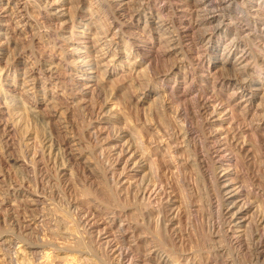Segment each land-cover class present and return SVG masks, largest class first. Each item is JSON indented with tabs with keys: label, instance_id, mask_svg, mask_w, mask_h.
Here are the masks:
<instances>
[{
	"label": "rangeland",
	"instance_id": "1",
	"mask_svg": "<svg viewBox=\"0 0 264 264\" xmlns=\"http://www.w3.org/2000/svg\"><path fill=\"white\" fill-rule=\"evenodd\" d=\"M6 1L7 0H0V8L4 6ZM39 1L43 2L44 0ZM39 1L15 0V3L17 2L20 7H24L27 3L28 6L26 5V13H33L32 15L34 16V13L37 12L38 8L43 7V3L41 5ZM129 1L130 0H84L85 3H83V8L80 9L79 7L81 5H79V0H62V2L57 5V12L55 11L48 14H44L45 12H43V8H40L37 13H43L37 19L40 26L37 27L38 30L36 31H38V33L36 32V34H38L37 38L41 40L36 39L34 46H32L33 48L30 47L27 49L28 51L23 53L20 49L17 50L21 53L17 51L16 53H13L14 51L12 52V50H8L5 45L1 44L4 42L5 33L8 34L6 31L7 19L1 18L0 30H2V34H0V66L3 67L8 58H13L14 56H16V62H19L20 66L22 65L21 67H24V64H26L27 61L29 63L31 62L30 58H28L30 57L31 50L34 49L36 52L40 50L45 51L44 47L49 48V45H52L51 40H48L49 37H46L45 34L48 33V35L55 39V35H53L55 34L54 31H58L65 37L60 39V44L65 45L66 60L61 61V55H58L56 61L61 63V68L64 69L66 68L67 63L71 60L70 50L75 46L79 47L81 48L79 55L82 56L85 53V50L87 51L86 47L92 49L93 34L98 31L101 32L102 28L99 30V26H103L104 23H107L108 21H106V17L111 18L114 13L115 16L126 25L123 34L118 40L125 39V41L138 43L141 53L144 54L137 61V58L133 56L130 58H123L124 55L118 52V55L116 56L117 58H115L113 63L108 67H102L108 74L106 75V81L100 84L96 79L75 77V71L78 69L87 70L89 66L86 64L82 65L83 63L78 58L79 55H74V58H78L79 63H77V65H71V68L74 69V71L72 73L69 72V74L74 76L72 81L78 83V86L75 88L76 91L71 96L68 106L66 105L63 107L62 112H64L65 115L61 118V115L59 116V114H56V116L54 114V109L52 110L51 106H49V100L45 101L44 94L38 92L35 97L32 92L25 93L23 91V70H19L15 75L13 69L10 74H6V77L1 79L0 109L4 113L2 114V112H0V119H2L1 121L3 124L4 122H8V125H10L11 128L9 131H4L2 128V130L0 129V148H2L0 149V243L4 242L7 238V240H9L18 237H13V234L17 232L13 230L15 228L13 224H16L17 220L23 219L26 215L24 210L27 206L30 207L29 210H35L36 213H32V216L35 215L43 221V228L41 229L42 234L39 232L41 235L40 237L45 238V236H47L46 234L49 233V239L51 237V239L54 238L53 241L55 243H58L60 247L65 248L64 252L58 251L56 256L53 252L54 254L49 256L50 258L52 256V260L48 259V257L41 259L39 256H34L33 258V255H31L33 260L32 262L30 261V264H113L112 257L106 250H104L105 248H103V246L101 247L98 244L96 238L97 235L95 236L96 233L93 234L89 228H85V225H83L85 221L83 218L87 215H94L93 217H96L94 219H96V221L98 220V224H101L100 226L103 228L104 225L101 220L106 218L105 214L107 215L113 210H116L118 213H121V216L123 215L121 219L124 221L123 223L129 227L130 234L128 232V236H133L131 238V245L135 244V240H139L138 234L141 230L139 231L138 222L140 221L142 207L133 195L134 192L129 191L127 185L123 187L119 186V189H116L117 185L113 183L112 176L109 174L108 169H106L107 160L104 159L103 152H108L114 147H117V149H115L119 150L124 146V142L128 140L131 141L134 146L137 145L138 148L137 134L140 128L138 127L139 124H148L149 121H151V123H159L161 120L171 122L177 117L176 114L179 111L188 113L193 106L194 99L198 96L200 91H203V89L205 92L209 90L208 94H211L210 91L212 94H220L222 100L226 101L230 97V94L234 92L236 85L235 80L246 79V89L248 92L247 98L248 96L250 97V102L248 101V108L250 110L249 118L251 119V122L253 120V124L260 126V128H257L258 136L256 140H263L264 138V123L261 122L259 118L256 117V119L254 116L256 107L260 105L262 100L264 101V33L263 31L261 32V28L263 27L262 29H264V0H226L225 2L224 0H209L206 3L205 0H201L202 3L200 0H187L188 3L186 0H131L130 5L133 7L130 10L136 11L137 9L138 13H141L140 23L131 20V12L127 11L122 13L121 10L124 8L128 9ZM216 2L221 3L217 4ZM146 3H149L148 6H146ZM75 5L79 7L77 8ZM91 5L93 6L92 11L97 14L93 13L90 16ZM69 6H74L76 8V10L73 9V13H77L76 23H74L75 27H72L69 20L70 12L67 11ZM217 7L220 8L218 9ZM223 7L224 9H222ZM184 9H187L186 11L190 10L188 11L189 13L186 11L184 12ZM202 10L205 14L202 13ZM208 13H218L220 16L217 22H222L224 26L215 30L214 26L218 24L217 22L201 26V24L208 19ZM192 14L196 15L192 16ZM185 15L187 16L185 17ZM223 16L225 18H223ZM158 17H160V20ZM89 18H91V22H89ZM163 18L164 20H167L164 21ZM181 20L187 23H192L194 21L193 23L199 25V30L195 28L190 32L189 38H183L185 41L184 45H186L183 49L177 48L167 56L164 54V44L159 45V42L162 39V42L165 43V40L167 42V39L169 40L172 35H177L178 30L182 27L180 26ZM158 21L164 22V24L168 25L170 29L166 32L159 30L158 28L161 23H158ZM146 22L151 25V28L145 31L143 30V27ZM209 25L211 30L207 31ZM237 25L246 26L243 27L246 36L242 37V35H239L240 33L235 29L238 27ZM258 26L261 28L259 29ZM249 30H252V32ZM209 32L213 34L214 38L211 43L212 45L210 46V51H207V54L205 55V53H203L204 49L201 47L202 45H197V41L205 33ZM40 33L43 35L40 36ZM29 35L30 30L17 36L20 39H23L21 43L25 44V40ZM44 39H46V41ZM234 39L238 42V46L236 45V47H238L237 49H239V51L236 50L237 52L234 53L233 57L227 61L223 55V48L226 43H231ZM175 43H172L171 45ZM241 43L243 44L241 45ZM159 46L161 48L163 47V50L159 48ZM123 47L124 43L119 42L118 49L121 52L124 49ZM242 48L245 51L247 50L246 53L249 55L247 61L250 62H246L248 66H250L245 73L241 71L242 66H237L236 64L235 67L234 64L235 59L242 55V52L244 51ZM47 52L49 53L50 51L47 50ZM199 53L205 55L204 65H197V61H195L198 57L197 54ZM134 62L136 63L134 64ZM131 65H133L134 68L136 66V70L132 75H129ZM88 71L94 72L93 69H88ZM161 73L172 74V79L168 81L163 80L162 76L164 75ZM67 79L70 80L71 78ZM220 80L225 81L226 85L222 87L219 86L216 90L213 89L217 85L216 82H220ZM40 86H42V84H40ZM138 89H141L139 93ZM54 90L55 88L50 85L48 94L51 96ZM38 91H40V89H38ZM142 94L147 95L145 106L140 111L135 112L131 109L133 107V104L131 103L138 102L142 97ZM184 94L187 96L183 97ZM171 98L174 104H169L170 106L168 105L166 109L165 105L167 104H164V102L165 100L169 102ZM27 104L31 107L29 109L30 111L33 109V113L27 111L28 109L25 107ZM104 104L108 105L109 108L103 115L98 116L96 112H98V109L100 108L99 105L103 106ZM241 104V106L236 107L235 109L236 115L234 116L236 117L243 113L247 102L243 101ZM113 107H116L117 109L111 110ZM26 112H29L28 114L30 116H28V114L26 115ZM17 114L22 116V118L24 117V119H19L20 116L17 117ZM217 118L218 117H216V119ZM229 119L230 116L222 117V121L220 120L215 126L222 125L223 127H226ZM17 121L20 122V124ZM171 123H173V121ZM25 125L26 127H24ZM194 125H196V123ZM64 127L68 130L66 128L64 129ZM215 128L217 129V127ZM28 131L32 133V136H29ZM47 135L51 136L55 142L65 141L70 138L68 140L69 150H72L71 156L68 152L69 156H67V159H64V162H67L65 160H68L66 164L69 166V168L65 169V172H63L64 174L62 173L58 176V174H55L56 172L54 173V171H52L53 169L50 170L48 168V166L51 168V165L47 166L46 173L49 169L48 171L51 174L48 172L47 175L49 174V178L51 176V183H43L39 180L41 179L39 174L37 175L39 178L37 180L35 174L34 176L33 173L28 174L25 167L26 155L24 154L28 152L26 144H30V146L33 144L31 147H35L36 150H39L38 148L41 147L40 141L42 142V139L44 140ZM5 139L9 140L11 143L9 144ZM5 142H8V144H5ZM74 142L75 144H73ZM194 143H197V141L191 142V150L196 149L197 144ZM29 147L27 148L29 149ZM59 163L61 164L62 162L60 161ZM155 163L158 165L157 167L162 165L161 158ZM239 169L244 171L243 165H239L238 170L232 166L230 172L226 173V175H228L227 179L230 180L235 178V173L240 171ZM146 172L149 173L146 165L142 167L140 166V168H135L134 171L130 172V176L133 177L130 181H135L138 184V181L143 179L148 181L153 180L156 171L153 172V174L149 173L148 175ZM160 175L162 176V174ZM27 176L32 178L31 183L21 184V188H16L19 191H15L14 188L20 184L22 180L26 179ZM165 177L168 178L169 176L164 175V180H166ZM171 179L170 182L172 181L175 190V201L176 204H178L176 206H182V214H180L179 217V226L182 232L181 234L183 235L184 245L182 249L175 250V252L180 254L181 250H183L184 253H181L183 256L192 254L191 256H193L194 259H197L194 260L195 264H205V262H207V250L210 249L209 247L211 246V243L209 245V235L212 223H214L215 220L213 217L214 212L210 208L212 198H215L216 196L215 188L207 174L202 170L197 169V167L188 166L184 170H181L179 174H175ZM242 179L243 178L239 177L238 182H234L235 184L233 183V186H236L237 183L244 184L246 180L243 179V181ZM35 192L40 196L38 197ZM192 205H196L197 207L193 211L191 208ZM17 212H20L21 215ZM22 214L25 215L23 216ZM27 215L30 216L31 214L28 213ZM150 227L152 226H146L141 232H146L145 235H147V237L153 238L156 243H161L165 246L169 240L165 238L163 234H161L164 236L162 239H160L161 237L159 235L156 237L155 235L157 232H154V228ZM101 228H95L94 231L98 232ZM39 233L37 234V232H35V234L29 235L26 238L27 240L24 239L25 243L30 247H34L38 244L40 246L41 242L39 239L42 238L37 239ZM116 233L117 232L115 231L113 235ZM119 234L120 233H117L114 236L118 238ZM65 236L69 239L68 245L70 246L68 248L64 245L66 243L63 239ZM30 237H32V239ZM159 239L163 242L159 241ZM51 243L46 241L44 244L47 246ZM167 245L165 246L166 248H173L170 246V243L168 247ZM4 246L5 245L2 244L0 247L4 248ZM2 248H0V250ZM47 248L46 252L49 251L50 253L53 251H50V247ZM67 249L69 251H67ZM134 257H138V253L135 252ZM228 258L232 260L234 258L236 264H251V257L249 255H238L237 252L234 251L230 253ZM38 259L40 261H38Z\"/></svg>",
	"mask_w": 264,
	"mask_h": 264
},
{
	"label": "bare ground",
	"instance_id": "2",
	"mask_svg": "<svg viewBox=\"0 0 264 264\" xmlns=\"http://www.w3.org/2000/svg\"><path fill=\"white\" fill-rule=\"evenodd\" d=\"M207 1L209 0H205V3ZM225 1L226 0H224V2ZM61 2L62 0H56V1L44 0L43 2L39 1L41 5L43 3V7H39L38 10L40 8H43V12H45L44 14H48V13L55 12V11L57 12V8H58L57 5ZM130 2L131 0L128 2V5H129L128 9L124 8L123 10L121 9L120 10L122 11V13L127 12V11L131 12L130 13L131 20H133L134 22L140 23L141 13H138L137 9L136 11H134L133 9H132L133 11H131L130 9L133 6L130 5ZM83 3H85L84 0L83 1L79 0V5L81 6L80 7L76 5L75 6L81 9L83 8ZM220 3H217V4H220ZM148 4L146 6H148ZM26 5L27 3L25 4L24 7H20V5L17 4V2L15 3V0H7L4 6L0 8V22H1V18L7 19L6 31L8 32V34L5 33L4 42L1 44L5 45L8 50H12V52L14 51L13 53H16V51L17 52L22 51V53L25 51H28L27 49L34 46L36 39H38L37 38L38 34H36V32L38 33V31L36 30H38L37 27L40 26V24L38 23L37 19L39 16L42 15L43 12L37 13L38 12L37 10V12L34 13V16H33L32 15L33 13H26V9H27L26 7L28 6ZM92 7L93 6L91 5L90 6L91 10L89 14L90 16L93 13H96L92 11ZM73 9L76 10L74 6H71V7L69 6L67 11L70 12L69 20L72 24V27H75L74 23H76L77 13H73L74 11ZM222 9H224V7ZM186 10L184 9L183 11L185 12ZM188 13H185V14H188ZM202 13L205 14L203 10H202ZM195 15L192 14V16H195ZM186 16L187 15H185V17ZM219 16L220 15H218V13H208V17H207L208 19L205 22H203L201 26L205 24H212L213 22L216 23ZM160 17H158L159 20H160ZM33 18H34V21H33ZM223 18L225 17L223 16ZM90 19L91 18H89V22H91ZM106 19H107L106 21H108L107 23H104L103 26L98 25L99 30L102 28L101 32L98 31L93 34L94 36L92 37L93 38V41H92L93 48L92 49L90 47L89 48L86 47L87 51L85 50V53L82 56L79 55L81 48L75 46L73 47V49L70 50L71 51L70 59L72 61L70 60V62L67 63L68 68L66 66V68L62 69L61 68L62 64L56 61V57L58 55H61V61L66 60V53H65L66 51L64 49L65 45L60 44V39L65 38L64 35L60 34L58 31H54L55 34L53 35H55V39L52 38L50 35H48V33L45 34L46 37H49L48 40H51L52 45H49V48L44 47L45 51L40 50L36 52L34 51V49L31 50L30 57H28L30 58L31 62L29 63L27 61L26 64H24V67H21L22 65L20 66L19 62H16V56H14L13 58H8V60L5 62L6 64L4 65V67L0 66V81L1 79H3V77H6V74H10L13 69L15 71V75L19 70H23V76H24V81L22 82L23 91L25 93L32 92V94H34L35 97L37 96L38 92L44 94V99L45 101L49 100V106H51L52 110L54 109L53 110L54 114L55 115L59 114V116L61 115L60 116L61 118L63 115H65V113L62 112L63 107L66 105L68 106L71 96L74 94V92L76 91L75 88L78 86V83H76L75 81H72L74 79L73 78L74 76H71L69 74V72L72 73L74 71V69L71 68L72 64L77 65V63H79V60H81V62L83 63L82 65L86 64L87 66H89L88 68L89 70L90 69L94 70V72H90L88 71V69L87 70L78 69L77 71H75L76 72L75 77L78 76L79 78H84V79H96L97 82L100 84L106 81V77H107L106 75L108 74L107 71L103 69L102 67H108L111 63H113L115 61V58H117L116 56L118 55V52L124 55L123 58H130L133 56L137 58L136 59L137 61L142 55H144L143 53H141V49L138 43L133 42V41H125V39L118 40L119 37L123 34V30L125 29L126 25L123 24L119 20V18L115 16V13L112 15L111 18L106 17ZM183 20L180 21L181 23L180 26H182L180 27L181 29L178 30L177 29L178 27L176 26L177 27L176 29L178 30L177 35H174V36L172 35V37L169 40L167 39V42L165 40V43L162 42L163 41L162 39L159 42V45L164 44V49H165L164 54L167 56L168 54H170L177 48L183 49V47L186 46L184 45L185 41L183 38H189L190 32L194 30L195 28L199 30V25L193 23L194 21L192 23H187V22H184ZM159 22L160 21H158V23ZM160 23L161 25H159V28H158L159 30L166 32L170 29V27H168V25H165L164 22H160ZM144 25L145 26L143 27V30L145 31L151 28L150 27L151 25H149L147 22ZM222 26L224 25L222 22H220L214 26V30L217 28L219 29ZM237 26L238 27H236L235 29L236 31L240 33L239 35H242V37L246 36L244 28H243L246 26L245 25H237ZM208 28H207V31H210L211 27L209 30ZM260 28L261 27H259V29ZM262 28H261V32L263 31L264 33V29ZM28 30H30V35L29 37H27L28 40L27 39L25 40L24 38L26 42L25 44L24 43L22 44L21 42L23 39H20L18 36L21 33L27 32ZM212 30H213V27H212ZM249 31L252 32V30H249ZM149 33H150V30H149ZM0 34H2V30H0ZM42 35L43 34L40 33V36ZM213 38H214L213 34L209 32V33H205L197 41V45H202L201 47L204 49L203 53H205V55L207 54V51L208 52L210 51V46L212 45L211 43L213 41ZM38 40H41V39H38ZM44 40L46 41V39ZM119 42L124 43V47H123L124 49L122 50V52L118 49ZM172 43H175V44L171 45ZM237 44L238 42L235 39L234 41H231V43L225 44V47L223 48L224 49L223 55L227 61L231 57H233L234 53L237 52L236 50L239 51V49H237L238 47H236ZM242 44L243 43H241V45ZM159 48L161 47L159 46ZM17 49H20V51H18ZM47 50H49L50 52L48 53ZM244 51L242 52L241 56L235 59L234 64H235V67H236V64L237 66H242V70L241 68L240 70L245 73L250 65L248 66V64L246 63V62H249L247 61V59L249 58V55L246 53L247 50L245 52ZM203 53L202 54L199 53L201 55L197 54L198 57L196 56L197 58L195 60L197 61L196 62L197 65L198 64L204 65L205 55ZM74 55H79L78 57L79 60L78 58L77 59L74 58ZM136 62H134V64ZM133 65H131V70L129 72V75H132V73L136 70V66L134 68ZM101 68L103 69V71ZM173 70H170V71H173ZM163 75L164 76L162 77H163V80L165 81L172 79V74L170 73L169 74L164 73ZM67 78H71V79L69 80ZM216 83L217 85L215 86V88H213L214 86L212 87L215 90L219 86L222 87L226 85V82L221 81V80L220 82L218 81ZM40 84H42V86H40ZM235 84L236 85H235L234 92L230 94V97L226 101L222 100V98L220 97V94L218 93L212 94L211 91H210L211 94H208L209 90L205 92V90L203 89V91L202 92L200 91L198 96H196V98L194 99L193 106L192 108H190L188 113H184V111L183 112L179 111L176 114L177 117H175V119L173 118L174 119L172 120L173 123H171L172 121L165 122L164 120H161L159 123H155V122L151 123V121H149L148 124H144V125L139 124L138 127H140L141 129L139 128L138 134H137L138 135V148H137V145L134 146V144H132V142L128 140L124 142V146L119 150H116L117 147H114L112 150H109L108 152L107 151L103 152L102 150L103 155H104L103 157H105L104 159L107 160L106 169H108L109 174H111L112 179L114 181L113 183L117 185L116 189L117 188L119 189V186L123 187L127 185L129 191L134 192L133 195L135 196L136 200H138V203L142 207L141 209L142 211L140 214V221L138 222L139 231L140 230L142 231L143 228H146V226L148 227L152 226L150 228H154V232L155 231L157 232L155 236L157 237L159 235L161 237V238L159 237L160 239H162V237L165 236V238L169 240V242L166 240L168 242L166 243V245L167 244L169 245L170 243L171 244L170 246L173 247L172 249H170L171 247L166 248L165 244H164L165 246H163V244L161 243L159 244L156 243L153 238H149L147 237V235H145L146 232L142 233L141 231H140L141 233L139 232L138 234L139 240L134 241L135 246L131 245L132 244L131 238L133 236L132 237L128 236L129 227L123 223L124 221H122L121 219L123 215L121 216V213H118L116 210H113L111 213L107 215L105 214L106 218L101 220L104 225L103 228H101L100 226L101 224H98L99 221L98 220L96 221V219H94L96 218V217H93L94 215L84 216L85 218L83 219L85 221L83 225H85V228L86 227L89 228V230H91L93 234L96 233L95 236L97 235L96 238H97L98 244L101 247L103 246V248H105L104 250H106L107 253L112 257L113 264L115 263L116 264H190V263L195 264L194 260H197V259L196 258L194 259V257L191 256L192 254L183 256L181 254L182 252L184 253L183 250H181V253H180L181 255L178 252H175V250L182 249L184 245L183 235L181 234L182 232L179 226L180 224L179 217H180V214H182L181 213L182 206H178V207L176 206L178 204H176V201H175L176 197L174 195L175 194L174 185L172 184V181L170 182V180H172L171 178L174 177L175 174H179L181 170H184L188 166L197 167V169H200L203 172H205L207 176L209 177V180H211L215 188V193H216L215 198H212L211 207H210L212 211L214 212L213 217L215 220H214V223H212V227H211V231L209 235L210 236L209 245L211 243V246L209 247L210 249L207 250V253H208L207 258H206L207 262H205V264H236V262H234V258L233 260L228 258L230 253L233 251L237 252L238 255H242V254H244V256L249 255L251 257V264H264V138L262 137L263 140H260V139L256 140L258 136L257 128H260V126L253 124L254 123L253 120H252L253 122L252 123L251 119L249 118L250 110L248 108L249 107L248 104L250 102L249 101L250 97L248 96L247 98L248 92L246 89L247 88L246 79L235 80ZM50 85L55 88L51 96L48 94V89H50ZM38 89H40V91H38ZM140 90L141 89H138V93ZM185 96L187 95L184 94L183 97ZM169 97H172V96H169ZM146 100H147V95L142 94V97L139 99L138 102L131 103L133 104L132 105L133 107L131 109L134 110L135 112L140 111L145 106ZM243 101L247 102V105L245 106L243 113H241L239 116L237 115V117L234 116L236 115L235 114L236 107L241 106L242 105L241 103H243ZM165 103L167 104L165 105L166 109L169 104L171 103L174 104L172 98L170 99L169 102L165 100L164 104ZM25 107H27L28 109L27 111H30L29 109L31 107H29L28 104L25 105ZM99 107L100 108L98 109V112L95 111L98 116L103 115L105 111L108 110L109 108V106L105 104L103 106L99 105ZM116 107H113L111 110L117 109ZM255 110H256L254 113L255 118L256 117L259 118V120L264 123V101L263 100L261 101L260 105L256 107ZM32 111L33 109H31L30 112ZM0 112H2V114L4 113L3 111H1V109H0ZM28 113L29 112H26V115ZM19 116L20 115L17 114V117ZM28 116L30 115L28 114ZM225 116H230L227 126L226 127H223L222 125L215 126V124L219 123L222 117H225ZM216 117L218 118L216 119ZM20 118H22V116H20L19 119ZM22 119H24V117ZM1 120L2 119H0V129L2 128L4 131L5 130L9 131L11 127L10 125H8V122H4L3 124ZM18 123L20 124V122ZM193 123L194 124L196 123V125H194ZM24 127H26V125ZM215 127H217V129ZM65 128L66 127H64V129ZM28 134L29 136H32L31 132H29ZM7 136L9 137L8 134ZM50 137L51 136L47 135V137H45L44 140L42 139V142L40 141L41 147L39 146L40 147L38 148L39 150H36L35 147L32 148L31 146L33 144L31 146L30 144L29 145L26 144V149L28 150V152L24 154L26 155V164H25L26 171L28 172V174L33 173V176L35 174L36 176L35 178L37 180L39 179L37 177V175L39 174L41 178L39 180H41L43 183L44 182L51 183L52 181L51 176L49 178L48 177L49 174L47 175V173L49 172L48 171L49 169L50 170L53 169L52 171H54V173L56 172L55 174H58L59 176L63 172H65V169L69 168V166L66 164L68 160H65L67 162H64V159H67V156H69L68 152L71 156V151H72V150L71 151L69 150L68 140L70 138L65 141L58 140L59 142H55L52 139V137L51 138ZM7 141L9 142V140ZM192 141H195V142L197 141V143H194V144H197L196 149L194 150L190 149V144ZM8 142L7 143L5 142V144H8ZM10 143L11 142H9V144ZM73 144H75V142ZM27 147H29V149ZM9 150H10V147H9ZM159 158H161L162 160V165H159V167H157L158 165L155 162ZM60 161L62 162L61 164L59 163ZM48 165H51V168ZM145 165L149 173L153 174V172L156 171L154 179L149 180V181L146 179H143V180L138 181V184L135 181H130V179L131 180L133 179V177L130 176V172L134 171V169L137 167L140 168V166L142 167ZM239 165H243L244 171H241L239 169L240 171H237L235 173V178L228 180L227 179L228 175H226V173L230 172V168L232 166H234L235 169L237 168L238 170ZM47 166L49 169L47 170V173H46ZM149 173H147V175ZM160 174H162V176ZM164 175L169 176V177L168 178L165 177L166 180H164ZM239 177L245 179L247 183L245 181L244 184L237 183L236 186H233L234 182H238ZM31 180L32 178H30V176H27L26 179L22 180L20 184L17 185L16 183L17 186L14 188V190L19 191L16 189L17 187L21 188V184L23 185L24 183L25 184L31 183ZM35 194L38 195V197L40 196L36 192ZM29 208L30 207L26 206V209L24 210L26 215L24 214L25 215L24 216L22 214L24 216L23 219L17 220L16 224H13V226H15L13 230L17 231L15 234H13V237L18 236L17 238L15 237L16 240L15 238L7 240L8 239L7 238L4 242L0 243V246L2 244L5 245L4 248L7 246L5 249L2 248L3 246L0 247L2 248L0 250V264H30L34 256L36 257L39 256V258L41 259L45 257L46 258L48 257V259H51L52 256L50 258L49 257L50 255L55 253V256H56V253L58 251L64 252L65 248H62L59 246L58 243H55L53 241L54 238L51 239L52 238L51 237L50 238L51 240L48 238V236H50L49 233H48L49 235L46 234L47 236H45V238L40 237L41 236L40 233L42 232L41 229L43 228V225H42L43 221L41 218H38L35 215L32 216V213H36V212L35 210H29ZM191 208L193 211L197 207L196 205H192ZM17 213L20 214V212H17ZM28 213H30L31 215L30 216L27 215ZM95 228L96 229L101 228V229H99L100 231L98 230L97 232V231H94ZM115 231L117 233H120L118 235V238L114 236L117 233L113 235ZM35 232H37V234L40 232L37 239L42 238V239H39L41 242V245L39 246L38 244L34 247L33 246L30 247L27 243H25L24 239H26L31 234H35ZM161 234H163L164 236H162ZM32 237L30 238L32 239ZM63 239L66 242L64 245L67 246L68 248L70 246L68 245L69 239L66 236ZM160 239L159 241L163 242ZM217 239L219 242L217 241ZM46 241H48L49 243L51 242L52 243L45 246L44 243ZM47 247H50V251L51 250L53 251L49 253V251L47 250L48 252H46V249H48ZM67 251L69 250L67 249ZM135 252L138 253V257L136 258L134 257ZM31 255H33V258L31 257ZM38 261L40 260L38 259Z\"/></svg>",
	"mask_w": 264,
	"mask_h": 264
}]
</instances>
